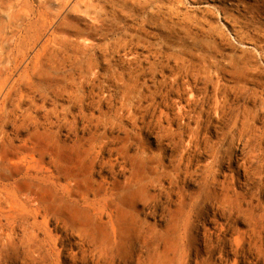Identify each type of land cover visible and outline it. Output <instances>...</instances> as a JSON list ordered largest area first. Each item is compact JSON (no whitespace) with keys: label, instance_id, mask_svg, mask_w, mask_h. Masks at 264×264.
Here are the masks:
<instances>
[{"label":"rangeland","instance_id":"obj_1","mask_svg":"<svg viewBox=\"0 0 264 264\" xmlns=\"http://www.w3.org/2000/svg\"><path fill=\"white\" fill-rule=\"evenodd\" d=\"M22 258L264 264V0H0V264Z\"/></svg>","mask_w":264,"mask_h":264},{"label":"bare ground","instance_id":"obj_2","mask_svg":"<svg viewBox=\"0 0 264 264\" xmlns=\"http://www.w3.org/2000/svg\"><path fill=\"white\" fill-rule=\"evenodd\" d=\"M32 130V129H31ZM69 130V129H68ZM73 134V133H72ZM74 135V134H73ZM70 138V137H69ZM114 174V173H113ZM83 211L86 213V214H88V211L86 210V209H83ZM43 223L45 224V225H47L48 224V220L47 219H44V221H43ZM111 224V226L113 227V228H115V224H114V221L112 220V219H110L109 221H106V222H102V224L103 225H107V224ZM157 225H159L157 222H154L153 224H152V226L153 227H157ZM54 229H56V230H59L58 229V227L57 226H55L54 227ZM148 233V232H147ZM147 236H149V235H147ZM11 238H13V237H11ZM29 250H31L32 252H35L36 250L34 249H32V247H30V249ZM139 255L140 256H142V255H144L145 253H146V251H144V245H142L141 247H140V249H139ZM24 263L23 264H30L25 258H22L21 259Z\"/></svg>","mask_w":264,"mask_h":264}]
</instances>
